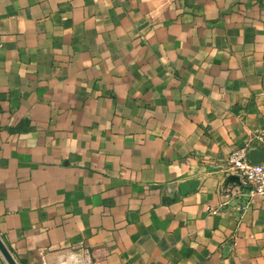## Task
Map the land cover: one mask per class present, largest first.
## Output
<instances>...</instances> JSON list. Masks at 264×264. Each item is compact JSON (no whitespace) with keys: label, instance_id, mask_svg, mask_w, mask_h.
<instances>
[{"label":"crops","instance_id":"1","mask_svg":"<svg viewBox=\"0 0 264 264\" xmlns=\"http://www.w3.org/2000/svg\"><path fill=\"white\" fill-rule=\"evenodd\" d=\"M262 132L264 0H0L17 264H264V197L223 202Z\"/></svg>","mask_w":264,"mask_h":264},{"label":"built area","instance_id":"2","mask_svg":"<svg viewBox=\"0 0 264 264\" xmlns=\"http://www.w3.org/2000/svg\"><path fill=\"white\" fill-rule=\"evenodd\" d=\"M258 138L261 141L260 149L263 151L261 161L250 162L247 157V148L232 151L228 154L227 169L236 174L238 183L224 188V203L228 202L229 192L241 196L245 195L246 200L239 208L246 206L255 195L264 197V132L259 134Z\"/></svg>","mask_w":264,"mask_h":264},{"label":"water","instance_id":"3","mask_svg":"<svg viewBox=\"0 0 264 264\" xmlns=\"http://www.w3.org/2000/svg\"><path fill=\"white\" fill-rule=\"evenodd\" d=\"M262 158H263V151L261 149H252L249 151L248 159L250 162L256 163L261 161ZM0 252L2 253L3 257L5 258V261H7L8 264H17L1 239H0Z\"/></svg>","mask_w":264,"mask_h":264}]
</instances>
